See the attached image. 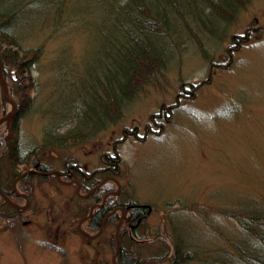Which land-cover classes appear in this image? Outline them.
Wrapping results in <instances>:
<instances>
[{"label": "rangeland", "instance_id": "1", "mask_svg": "<svg viewBox=\"0 0 264 264\" xmlns=\"http://www.w3.org/2000/svg\"><path fill=\"white\" fill-rule=\"evenodd\" d=\"M205 2L204 9L193 6L186 11L188 26L195 30L192 35L178 21L177 36L174 32L157 40L178 53L168 55L123 116L76 144L43 145L49 133L64 140L83 116V100L94 77L89 72L94 75L100 68L102 37L109 30L102 25L104 4L68 0L69 16L64 14L65 23L55 27L51 21L41 24L45 15L50 16L45 1L38 12H24L14 26L24 47L42 45L43 52L29 72L35 84L30 98L22 97L14 84L18 70L8 64L6 80L21 111L13 119L9 138L17 140L18 153L28 163L34 155L61 172L69 163L93 172L104 166L105 154L117 152L121 202L153 209L138 229L139 236L127 235L123 242L120 238L123 251L146 264H172L180 240L190 242L185 252L195 254L187 264H227L240 247L258 246L246 243L240 221L247 210L263 209L264 214V0H252L220 38L210 36L217 21L206 17ZM107 22L114 25L112 14ZM185 88L195 90L184 97ZM164 105L173 107L166 123V116L159 117ZM11 109L2 101L0 85V117ZM151 116L164 127L154 124L155 131L144 137ZM6 123L0 126L4 153L10 144ZM7 161V155L0 154V166L10 177ZM32 182L31 209L19 217L18 228H9L0 215V264L119 262L114 257V226L94 239L80 234L85 223H80L79 213L90 200L77 196L74 185L56 177Z\"/></svg>", "mask_w": 264, "mask_h": 264}, {"label": "trees", "instance_id": "2", "mask_svg": "<svg viewBox=\"0 0 264 264\" xmlns=\"http://www.w3.org/2000/svg\"><path fill=\"white\" fill-rule=\"evenodd\" d=\"M46 1L50 5V16L45 15V25L51 21L55 27L58 24L62 25L64 22V14L69 16L66 12V5L68 0H12L8 5L7 0H0V56L3 62L4 77L6 78L7 71L10 67L18 70L19 78L14 82L16 87H19V91L23 98H30V91L34 88V78L29 73L31 67L40 58L43 52V46L37 47H24L21 39L14 31L15 22L24 13L36 12L42 4ZM104 6L101 11L104 15L103 28L109 29L102 37V45L100 51V68L95 69L97 72L90 77H93L91 81V89L86 93L83 102L86 105L83 111L82 118L78 119L76 128L67 131L62 139H55L52 137L53 133H49V138L46 137L44 142L45 147H51L52 144H76L79 140L87 139L90 136L104 130L110 123L118 120L125 109L132 104L136 99L140 91L151 83L156 73L164 67L168 55H173L174 52H169L166 46L159 44V41L171 37L172 33L179 34V22L188 26L189 22L186 19V11L191 7L204 9L203 3L205 2L207 8H209L206 17L209 19H215L217 25L214 24L210 29L212 32L210 36L222 37L225 31L228 30L230 23H232L237 14L244 9L252 0H99ZM187 4L191 6L184 7ZM218 4V5H217ZM79 7L77 6V11ZM38 12V11H37ZM112 14L114 18V25L107 22V17ZM192 14V13H191ZM31 17V16H30ZM188 18V17H187ZM177 20V21H175ZM33 21V20H32ZM207 27V26H206ZM102 27H100L101 29ZM210 27L207 29L209 30ZM223 28V30H221ZM190 34L195 32L188 26ZM104 32V31H103ZM195 38V37H193ZM158 40V42H157ZM170 42V41H169ZM175 42V39L171 41ZM183 47L180 45L181 54ZM178 53V52H177ZM194 87V86H193ZM188 89V88H186ZM193 91L195 88H190ZM2 90V88H1ZM189 90V89H188ZM9 91H12L11 87ZM10 94H13L10 92ZM188 96L191 94L189 91ZM2 101L6 103L3 99ZM19 104L16 115L19 112ZM173 111L172 106L162 108L161 112L168 114L164 123L171 120V114ZM21 112V111H20ZM19 112V113H20ZM79 115V112L77 113ZM16 117V116H15ZM157 117V114L155 115ZM17 118V117H16ZM151 118H153L151 116ZM153 121L156 119H151ZM51 131L56 130L50 127ZM13 134L12 124L10 127H6L5 136L10 137ZM4 133L0 136V149L2 147L1 155H7L10 177H7L3 172V176L6 182L11 185L16 176L22 173L24 170L31 168L33 163V156L24 160L18 153L17 140L9 138V147L6 149L7 153H4L3 139ZM55 139V140H54ZM15 141V142H14ZM20 166V167H19ZM23 167V168H21ZM25 167V168H24ZM31 176V175H30ZM29 176H26L28 178ZM30 178V177H29ZM41 180L50 179V176H42ZM97 181V179H95ZM96 184V183H94ZM3 186V185H2ZM28 189H24L26 185L22 183V189L30 192L33 195L34 184L27 185ZM90 185L89 187H91ZM110 186V183H108ZM7 193L17 202H21L20 198L12 191V187L8 189L2 187ZM121 198H119L120 204ZM125 203V202H124ZM126 205V204H125ZM3 210V211H2ZM87 210V211H86ZM105 209H98L85 223V227L89 231H96L99 228V223L104 216ZM0 215L6 219L7 225L11 229L18 228L19 217L26 210H22L9 202L5 201L0 194ZM29 211V210H27ZM84 212V213H83ZM80 214L84 216L87 208ZM104 212V213H103ZM243 219L240 221L243 231L246 232L248 239L244 235V239H247L246 243L253 242L258 243V248L252 247H240L239 254L236 258L230 259V263L227 264H264V214L263 209L257 211H244ZM135 218V215H133ZM130 223L125 222L121 230L122 242L123 238L129 235L127 231L130 228ZM143 224V223H142ZM135 237L139 236L138 229L134 231ZM250 238V239H249ZM134 239V238H133ZM187 240H180L176 246L171 261L172 264H187L189 260H193L195 254L193 252H185L186 245H192ZM118 264H146L144 259L137 256L129 257L126 252L120 247ZM217 264V263H215Z\"/></svg>", "mask_w": 264, "mask_h": 264}, {"label": "flooded vegetation", "instance_id": "3", "mask_svg": "<svg viewBox=\"0 0 264 264\" xmlns=\"http://www.w3.org/2000/svg\"><path fill=\"white\" fill-rule=\"evenodd\" d=\"M190 92L192 93L193 91H191V89H189ZM188 89H186L184 91L185 95L184 97H187V93L189 92ZM155 116V115H154ZM153 116V118H154ZM163 116H168V114H163L160 113L159 117H163ZM156 124L157 127L163 126V123L159 122L158 120H155V122L153 124H148L146 127L150 130L151 133H153L154 127L153 125ZM164 127V126H163ZM162 127V128H163ZM137 135V133H135ZM145 137V136H144ZM113 147L117 150V146L113 145ZM116 154L114 155H110V153L105 154V157L102 159V161L104 162V166L99 167L98 169L94 170L93 172H85L83 171L81 168H77L75 163H69L67 164V166L65 167V170H63L62 172V176H65V178H67V180H65L66 183L72 184L76 187V194L77 196H79L80 198H83V200H90V203L88 205V203H86L85 205H83L84 209L87 208V206L90 207L89 213L85 216H83V218H81L83 221L82 224L86 223L87 220L92 219L93 214L98 210V209H105L104 210V216L101 219L100 223H99V228L94 231V233H97L94 237L90 236L86 233H92V231H89L86 229H84V231H81L82 233H80L85 239H94V238H98L100 237L103 233H106L107 230L109 229V227H115V231L117 232V227L119 224V221L122 219V224L120 227V232L119 235L121 233L123 224L125 222L130 223V228L134 227L133 224L134 222L136 223H143L144 220L150 215L151 211L153 210L151 206H148L146 204H126L122 203L120 204L119 202V198L124 196V189L122 187H120L121 189L118 191L119 188V174L118 172L120 171V167H119V159L120 156L117 152H115ZM108 156V157H107ZM30 170H36L34 172H30L27 175H24L23 177H21L23 174L20 173L17 177V186H16V180L9 185L6 180L4 179V176H1V172H0V194L3 196L4 200L7 201L6 199L9 198L10 200L14 201L17 203V201H15L8 193L7 191H5L2 187L8 189V191L10 190V188L12 187V191L17 195L18 198H20L21 202L19 203L20 206L25 205V201L28 198L29 202L25 205L24 208L18 207L22 210H30L31 209V205L33 202V195L24 190V189H28L27 185H32V181L33 178H40L42 176H47L44 174H40L38 172H49L52 169L50 167H48L45 162H42L40 160V158H35L33 160L32 166L30 168ZM31 175V176H30ZM100 175H104L103 177H101ZM26 176H29L28 178L25 179ZM75 177V178H74ZM51 178V177H50ZM97 179V181L95 180ZM24 182V184L26 185V187L24 189H22V183ZM96 183V184H94ZM108 183H110V186H108ZM115 184V185H114ZM3 185V186H2ZM90 185H92L91 187H89ZM78 188H80V193L82 190L85 191L84 194H82V196L79 195V191ZM5 194V196L2 194V192ZM8 202V201H7ZM124 202V201H122ZM25 203V204H23ZM18 204V203H17ZM81 208V206H80ZM120 208L126 210L127 213H125L124 215H119V210ZM81 213H79L80 216ZM133 215H135V218L133 217ZM133 223V224H132ZM128 229L127 231L129 232V238L133 239V231L131 229ZM87 230V231H86ZM99 232L100 235H99ZM116 232H115V238H116ZM92 233V234H94ZM121 238V236H120ZM117 239V238H116ZM121 240V239H120Z\"/></svg>", "mask_w": 264, "mask_h": 264}, {"label": "water", "instance_id": "4", "mask_svg": "<svg viewBox=\"0 0 264 264\" xmlns=\"http://www.w3.org/2000/svg\"><path fill=\"white\" fill-rule=\"evenodd\" d=\"M0 82H1V87H2L5 99L12 105V110L9 113H7L6 115H4L3 117L0 118V125H1L5 120H8V122H10L11 119L13 118V116L15 115L16 110H17V102L10 96L6 80H5L4 76H3L1 57H0ZM34 171H36V170H28L27 172L23 173V175L21 177H23L24 175H26V174H28L30 172H34ZM38 173L45 174V175H56L57 177H59V175H60V172H58V171L38 172ZM118 185H119V188H118V191H119L121 189L120 188V183H118ZM15 189H16V186H15ZM78 191L80 193V188H78ZM2 194L5 196V194L3 192H2ZM14 205L17 206V207H22V206H20L18 204H14ZM121 210H122V213L124 215L125 214V210L123 208ZM121 224H122V219L119 221V224H118V227H117V232H116L117 249H116L114 257H117L119 252H120V235H119V232H120ZM114 263L117 264V261H114Z\"/></svg>", "mask_w": 264, "mask_h": 264}, {"label": "bare ground", "instance_id": "5", "mask_svg": "<svg viewBox=\"0 0 264 264\" xmlns=\"http://www.w3.org/2000/svg\"><path fill=\"white\" fill-rule=\"evenodd\" d=\"M150 133V130L147 128V127H145V134L143 135V136H145V135H147V134H149ZM141 137V136H140ZM125 213H127L126 212V210H125ZM133 224V223H132ZM142 225V223H136V222H134V224H133V226L134 227H131L130 229L133 231V233H134V231H136V229H139L140 228V226ZM257 248H258V246H257ZM261 255H264L263 253H260Z\"/></svg>", "mask_w": 264, "mask_h": 264}]
</instances>
